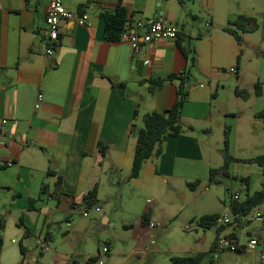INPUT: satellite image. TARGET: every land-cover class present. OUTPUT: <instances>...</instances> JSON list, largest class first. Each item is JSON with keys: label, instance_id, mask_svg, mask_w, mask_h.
<instances>
[{"label": "crops", "instance_id": "crops-1", "mask_svg": "<svg viewBox=\"0 0 264 264\" xmlns=\"http://www.w3.org/2000/svg\"><path fill=\"white\" fill-rule=\"evenodd\" d=\"M220 1L188 0L181 6L174 0H123L126 30L144 32L146 22L159 18L179 28L180 40L144 45L135 53L129 44L105 38L102 15L115 12L118 0H66L68 11L89 16L90 26L64 22L60 45L49 57L43 51V32L52 0H0V121L8 122L0 129V195L8 200V216L18 218L24 236L30 237L41 216L68 213L95 187L103 230L115 222L117 206L140 205L141 219L124 223L133 243L131 254L140 260L161 225L175 218L187 230L197 227L192 221L204 215L234 220L230 205L212 187L211 170L224 163L210 154L212 129L207 123L217 98L204 83L188 85L184 133L169 140L159 158L147 161L139 178L129 180L137 145L133 126L143 128L145 115L165 113L176 103L179 83L167 80L189 69L182 49L190 50L186 43L193 31L186 30L197 27L191 21L198 15L212 18L218 8L227 11ZM229 16L233 22L241 15ZM235 73L239 75V68ZM158 80L165 82L153 94L150 81ZM260 91L256 96L263 99V86ZM39 95L43 101L37 109ZM245 96L237 95L251 100ZM101 142L108 147L105 157ZM249 190L251 195L258 192ZM31 200L35 211H30ZM151 223L160 227L152 230ZM243 226L229 227L222 236L238 238ZM203 232L197 245L213 235L215 241V229ZM111 250L110 244L109 254ZM199 253L192 250L189 256Z\"/></svg>", "mask_w": 264, "mask_h": 264}, {"label": "rangeland", "instance_id": "rangeland-1", "mask_svg": "<svg viewBox=\"0 0 264 264\" xmlns=\"http://www.w3.org/2000/svg\"><path fill=\"white\" fill-rule=\"evenodd\" d=\"M220 2L227 11L224 7L218 8L212 18L198 15V19L191 21V25L195 23L197 27L193 30L190 26L186 30L193 31V38L186 47L195 52L197 59L190 87L201 82L216 94L213 118L207 124L212 129L210 154L220 165L224 163V130L226 126L231 128L230 155L238 161L230 166L228 176L219 175L212 183L215 192L229 206L236 195L244 200L249 193L242 178H250L252 192L264 189L262 168L241 162L264 154V123L261 116H256L264 110V98H258L255 90L257 83L264 88V0ZM229 13L247 14L257 22L258 30L240 33L243 41L238 43L225 32L232 19ZM238 68L239 75L232 72ZM237 90L251 100L246 102L238 98ZM224 111H228V116ZM8 210V200L0 195V214L6 218L0 264H20L23 261L21 246L26 250L24 264H85L90 257L97 258L95 264L100 261L103 264H171L172 257H187L192 250L206 254L202 264H264L259 249L257 252H212L214 235L213 240L197 245L204 232L195 225L187 230L176 218L157 230L155 243L147 246L143 260L134 258L131 254L133 243L124 223H137L141 219L137 204L127 208L117 206L115 222L106 230L102 227V216L95 210L88 211V217L84 216L86 210L80 208H72L68 213L59 211L54 217L41 216L36 226L30 228L29 238H25L18 218L8 216ZM258 210L264 215V205ZM238 233L236 239L241 246L248 245L251 240L264 242V222L246 224ZM47 236H50L49 241ZM45 240L48 251L39 246V242ZM103 244L108 247L111 244L112 250L109 255L100 257Z\"/></svg>", "mask_w": 264, "mask_h": 264}, {"label": "trees", "instance_id": "trees-1", "mask_svg": "<svg viewBox=\"0 0 264 264\" xmlns=\"http://www.w3.org/2000/svg\"><path fill=\"white\" fill-rule=\"evenodd\" d=\"M179 5L183 6L188 0H174ZM196 1V0H194ZM105 21V38L110 42H119L121 35L126 31L128 25L127 10L123 7V0H118V6L113 13H106L102 15ZM235 27L236 29H233ZM258 30L257 22L248 16L241 15L236 18L233 22L229 24V27L225 29V32L235 38L238 43H242L243 39L240 33H254ZM180 37L178 35V38ZM182 48V46L180 45ZM186 58L189 60V69L180 75H174L168 78L167 81L175 83L178 82L177 88V101L169 110L165 113L152 112L143 117V128L138 129L136 125L132 128V133L137 136V145L135 150V156L132 166V171L129 180H135L139 178L143 167L147 161L152 158H159L164 152L165 144L173 139L181 136L184 133V126L182 122L183 110L186 102L189 98L188 85L190 83L192 71L196 67V58L194 52L191 50L182 49ZM164 80L150 81V91L155 94L158 89H160ZM123 88V86H120ZM262 85L257 83L255 86L257 96H261ZM236 94L243 99H247L244 92L240 90L236 91ZM261 116H264V111ZM137 117V115L135 116ZM230 138H231V128L226 126L224 132V164L219 169L211 170V182H216V178L219 175H229L230 166L237 162L235 158L230 155ZM99 151L102 157H105L108 151V147L104 143L99 144ZM247 164H257L262 168L264 175V154L262 156L241 161ZM246 189L249 192L250 178L241 179ZM61 182H59L60 185ZM58 185V186H59ZM199 185V182L195 184H190L189 187L194 189ZM43 192H46V186L43 187ZM35 201H30V211H35ZM264 205V189L258 191L252 195L247 194L246 198L241 201H231L230 207L232 210V215L234 222L228 225L217 226V221L221 217L220 215H204L200 216L192 221L197 227L203 231H210L212 229L216 230V239L211 247L212 252H216L218 247V241L222 237V234L229 228L240 223L243 217H246L254 210L258 209L260 206ZM99 206L98 199V188L95 187L92 191L87 193L80 204H73V209H85L86 211L95 210ZM143 222H147V216L144 215ZM6 228V218L4 215L0 214V254L3 246V232ZM227 236V235H226ZM232 238H236L235 234L228 235ZM28 235H25L27 238ZM50 240V236L46 237ZM21 253L23 256V261L20 264H24L26 250L21 246ZM206 257V254L199 253L196 255H191L187 257H172L170 259L171 264H202ZM97 258H90L85 264H95Z\"/></svg>", "mask_w": 264, "mask_h": 264}, {"label": "built area", "instance_id": "built-area-1", "mask_svg": "<svg viewBox=\"0 0 264 264\" xmlns=\"http://www.w3.org/2000/svg\"><path fill=\"white\" fill-rule=\"evenodd\" d=\"M66 0H52L50 6L46 12V29L43 32V51L44 53L51 57L55 54L56 49L60 45V31L62 24L64 22H76L81 25H88L89 16L82 15L78 16L68 11L65 6ZM147 29L144 32L141 30H126L120 37V42L127 43L131 46L135 53H138L142 46L151 45L152 43L159 42L162 40H177L179 35V28L177 25L169 23L162 18L158 20H153L146 22ZM235 73V70H232ZM43 101V96L39 95L38 97V105L37 109L40 108V103ZM264 122V116L262 118ZM8 122L3 120L0 121V129L7 125ZM235 201H241L239 195L234 197ZM95 211L100 213L101 210L96 208ZM84 216L88 217V211L84 212ZM253 222L263 223L264 215L258 210H254L252 213L243 217L240 220V223L243 225L250 224ZM231 223V220L228 216H222L217 221V226H224ZM160 226L154 223L149 224V228L154 230L159 228ZM39 246L41 250H49L48 243L46 241L39 242ZM259 249V253L264 258V242H260L257 240H251L248 245L241 246L236 238H232L230 236H222L218 241L217 250L220 251H231L240 253L242 251L249 252H257ZM109 254V247L107 245H101L100 257L107 256ZM100 264H103L100 261Z\"/></svg>", "mask_w": 264, "mask_h": 264}]
</instances>
